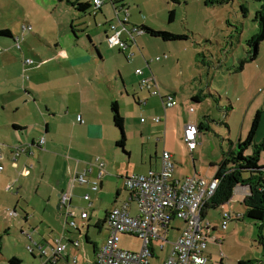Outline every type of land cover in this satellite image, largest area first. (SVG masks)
Returning a JSON list of instances; mask_svg holds the SVG:
<instances>
[{"label":"rangeland","instance_id":"obj_1","mask_svg":"<svg viewBox=\"0 0 264 264\" xmlns=\"http://www.w3.org/2000/svg\"><path fill=\"white\" fill-rule=\"evenodd\" d=\"M129 1L128 5L131 7L129 11L134 22L147 23L152 28L187 34L189 37L184 40L163 41L160 38L149 36V39L154 41L153 43H161L160 45L165 49H161L159 52V45L155 47L150 45L152 56L160 55L164 57V54L168 55L167 59L157 62L160 67L159 73L156 70L155 63H152L151 66L154 69L161 92L165 94L175 92L177 105L172 109H168V113L165 114L161 98L149 94L146 87L145 90H140L139 84H136L139 91L141 93L145 92L148 98L158 99L156 109L159 111L151 114V110L148 108L150 105L144 103V100L138 102L133 95L131 96V104L127 106V111L124 112L125 115L123 114V116L125 118V132L129 138V145L126 148L127 150L131 148L133 155L130 157L129 154L124 152V159L133 161L135 159L137 162L141 158L139 142L140 128L143 125L142 118L147 120L149 124L153 122V116L160 117V122H154L159 129L153 128L152 132L145 135L147 139H152L158 144L156 149L154 144L150 145L153 149L151 150L153 159L157 157V161L161 162L162 153L167 149L173 152L172 161L177 178L183 179L186 175L193 173L205 177L213 176L216 173L217 166L212 163H219L224 154L230 151L233 146L232 143L237 142V127L244 120L247 109L250 107L249 115H247L245 121L242 141L248 135L257 110L263 106L264 41L260 43L259 55L256 61L251 62L252 64H246L243 70H238L237 67L240 59L245 55V50L249 48V42L259 30L256 18L264 5V0H228L227 3L223 4L211 3L210 0H181L179 4L172 3L170 0ZM24 3L30 7L27 11L32 9L31 13L33 15L28 18L29 23H23L22 10L18 5V1L0 0V29L15 31V37L12 41L5 39V36H0V149L3 153H6L10 146L16 145L18 136L23 135L21 131L14 132L10 124L12 120L10 118L15 117L17 112L13 115L10 106L3 109V102L7 101L11 90L16 89L23 92V86L20 84L23 81H28L26 75L29 74L26 71L24 72L22 63L26 61V58L32 59L30 56L34 58V55L30 53L32 50L30 45H34L33 49L38 51L46 47V42L52 40L54 36L52 27L55 16L44 15L42 14L44 11L40 12L37 5H41V0H29ZM173 7L176 9L175 20L169 22V10ZM103 9L104 14L107 15V20H110L113 16V7L109 1H105ZM57 10L62 11V20L71 19V15L75 14L83 18V14H79L67 1L59 4ZM35 12L38 13L35 14ZM90 15L93 14L86 15V24L79 25L84 28L83 31H79V35L85 43L90 42L89 35L91 33L95 34V30L103 31L105 27L109 26L106 23V25L94 29L95 26L89 24ZM100 16L104 17L102 14ZM32 21H35V24ZM36 21L42 27L41 33L38 32L40 26L36 25ZM23 24L31 28L24 29ZM68 27H70V23ZM142 37L143 39L148 38L147 36ZM103 42L107 43L104 37ZM24 52L29 56L25 57ZM4 53H7L8 57L9 55H17L19 58L6 63L3 61L5 58ZM149 56L148 58H151ZM140 58L146 65L141 54ZM168 59L170 64L165 66L163 63ZM125 62L126 74H133L138 67L144 68V64L140 63L139 65L135 58L130 59V61L125 58ZM163 66L165 67L161 68ZM105 67L109 74L116 70L113 60L108 61ZM146 68H148L147 65ZM114 77L117 78V75H114ZM192 92H202V101L198 103L193 100L190 97ZM260 101H262V104H260ZM231 104L233 110L230 108ZM227 110L231 112L230 117L226 116ZM191 115L208 125L202 131L199 143L194 150L188 147L181 135V131ZM165 120L167 124L166 135H164L165 130H160L163 129ZM262 139L263 135H260L258 131L256 141L259 142ZM119 148L121 151L123 150L121 147ZM146 149L147 153L145 155L148 156V145H146ZM156 152L158 154L155 157ZM262 154L261 162L264 164V151ZM8 162V158L5 156L3 159L4 166ZM9 171V168H7L5 172L0 174V264H17V260H21V263L38 264L39 258H33L29 252L27 247L29 240L24 233H26L25 231H33L32 235L36 238L41 236L51 242L50 233L53 232L41 223L44 220L43 211L45 210L42 209L44 203L41 197L35 195L34 186L30 192L16 193L15 190H6L7 184L15 182L17 176L12 175ZM6 172L12 177L5 176ZM16 185L17 183L15 187H17ZM75 203H81V200L75 198ZM232 205L235 209L242 210V205L239 202L235 201ZM14 208L18 211V217L10 215V210ZM230 208L226 206L225 209L228 212L230 211L234 217L236 211L234 209L229 210ZM27 212L29 217L26 220L25 214ZM53 213L59 218V224L62 228L63 218L57 210V206ZM208 213L210 219L213 218L215 223L221 225L223 220L221 207L210 208ZM48 219L54 222L53 218ZM243 220L246 224L244 226L242 220V222L229 220L230 227L225 231V235L235 230L238 240L248 247L236 250L232 245L223 243L220 247L224 257L228 264H238V260L234 259L239 253L246 260L254 261V264H264L261 263L264 262V246L259 242L260 235L264 239V226L258 227L259 222L256 223L246 216ZM77 225L81 230L80 233L72 227L67 228V233L79 241L78 255L80 258L93 263L95 261L94 244H97V248H99L106 242L108 229L106 226L99 229L95 222H92L88 233L86 226H83L79 220H77ZM171 225L176 230L171 231L168 238L170 242H174L179 233L177 229L183 226V221L174 219ZM239 225L241 226L240 229ZM34 229H37L38 232L34 233ZM22 230L24 233H22ZM119 246L126 250L139 251L142 241L135 236L121 234ZM156 246L157 253L151 258V264H160L171 245L167 244L164 251L159 250V244ZM220 247L216 244H209L208 251H211L212 258H219ZM258 260L259 262H257Z\"/></svg>","mask_w":264,"mask_h":264},{"label":"crops","instance_id":"obj_2","mask_svg":"<svg viewBox=\"0 0 264 264\" xmlns=\"http://www.w3.org/2000/svg\"><path fill=\"white\" fill-rule=\"evenodd\" d=\"M15 1H18V5H20L22 10L23 23H29L28 18L32 16L33 13H31L32 9L27 11L30 7L26 6L24 3L29 0ZM65 1L69 4L68 1L72 2L73 0H41V5H37L40 12L44 11L42 14L48 16L51 15L52 17L55 16L53 18L54 23L52 27L54 33L53 39L47 41V45H45L46 47H43L38 51L33 49V47H35L34 45H30V48H32L30 53L34 55V58L32 56L30 57L34 62L28 64L25 61L22 63L24 72L26 71V73L29 74L26 75L28 81H23L20 84L23 86V92L22 90L21 92L16 89L14 91L11 90L9 92L11 94L7 97V101L5 100L3 102V109H7L9 108L8 106H10V111L13 115L17 112L15 117L10 118L12 119L10 124L12 127L18 126L19 128H13L14 130H12L14 132L21 131L23 133L22 136H18V143L14 146H10L6 153H3L2 149H0V165L4 166L3 159L5 156L9 161L4 168L0 170V174L9 168V173L14 176L17 175L15 177V182L7 184L6 190H15L16 193L25 191L30 192L31 188L34 186L35 195L41 197V200L44 203L42 209L45 210L43 211L45 221L43 220L41 223L46 225V228L53 232L52 234L50 233V242L41 236H37L36 238L32 235L33 231H25L26 233H24L22 230V233L27 235L29 240L27 245L32 246L34 254H32L33 252H29L33 258H39L38 264H42L44 257L40 255L37 246L51 247L56 244L58 239L65 243L67 247L59 256L55 264H67L68 261L75 256L78 257L80 264L89 263L88 261L81 259L78 255L80 243L76 246L74 242L77 240L67 233V228L69 226H66V220L63 217L65 208H58L64 191L72 189V198L68 203L75 213V221L77 222V220H79L83 226H86L88 233L92 222H95L99 229H101L102 226H106L108 229V213L115 206H120L130 200V194L124 185V177L132 173H148L150 170H158L161 165V162H158L156 159L158 153L156 152V158L153 159L151 152L153 149L150 145L154 144L156 149L158 146L157 142L152 141V139H147L145 136L152 132L153 128L159 129L154 123L157 122L154 120L155 117L153 116V122L149 124L147 123V120H143V118L141 120L143 122V125L140 128L141 135L139 142L141 158L136 162L135 159L134 161L131 159H124V151H121L117 146L120 132L114 126L111 106L112 103L116 101L120 113L123 116L124 112L127 111V106L131 104L130 98L133 95L134 99L138 100V102L144 100V103L150 105L148 108L151 110V114L159 111L156 109V102L158 99L154 97L148 98V95L145 92L141 93L139 89L145 90V87L141 84L143 77H149L150 75L156 77L154 69L151 66L152 63H155L156 70L159 73L160 67L157 65V62H161L168 58V55L166 54H164V57L160 55H157L156 57L152 56V50L149 48L150 45H154V47L159 45V52L161 49L165 50L164 47L160 45L161 43H153L154 41L149 39L151 37L150 35L140 33L135 36L134 41H128V48L126 51L122 52L120 49L110 47L107 43L103 42V37L104 40H106V35L109 33V26L107 28L105 27L103 31L95 30V34L91 33L89 35V39H91L89 40L90 42L85 43L79 35V31H83L84 28L79 25L86 24L87 14H93L89 17V24L94 25V29H97V27L103 26L104 24L106 25V23L109 25V22L114 19L115 15L113 5L114 0H103L104 4L99 10L94 11L90 8L86 12H79V14H83V18L75 14L71 15V19L62 20V11H58L57 8H59V4H62ZM77 1L90 3L88 0H76L75 2ZM105 1H109L110 5L113 7V16L110 20H107V15L104 14L103 7ZM125 1L127 2L125 3L127 4L129 12L127 26L129 28L142 25L151 27L150 24L147 23L134 22L129 11V8H131L130 5H128L129 0ZM180 1L181 0H179L177 4H179ZM11 13L13 12L11 11ZM36 13L38 12H35V14ZM100 14L104 17H101ZM32 23L35 24V21H32ZM69 23L70 27H68ZM36 25L40 26L37 21ZM24 26H26V24H23L22 27L24 28ZM41 28L42 27L40 26L38 30L40 33L42 32ZM73 29H75V32ZM9 30L11 31L12 36H5V39L12 41L15 37V31L11 29ZM17 36H19V34H17ZM142 36H147L148 38L143 39ZM123 38L127 39L128 35L124 34ZM95 48L98 49L99 54L96 52ZM9 51L11 50L9 49ZM23 54L26 55L25 52ZM140 54L144 58L148 68H146L144 61L141 60ZM148 55H150L149 57L151 58H148ZM3 56L5 57L3 61L6 63H10L11 60L19 58L17 55H9L8 57L7 53H4ZM27 56L29 55L27 54L25 57ZM124 57L128 61L135 58L139 65L140 63L144 64V68H137L143 70L142 76L141 74H137V69L133 74H126L124 69V63H126ZM257 58L251 62L256 61ZM27 59L29 58H26L25 60ZM111 60L115 62L116 70L112 74H109L107 73L108 70L106 69L105 64ZM251 62L247 64H252ZM163 64L169 66V59L168 61H164ZM165 66L161 68H164ZM114 75H117V78H115ZM5 79L8 80L7 77H5ZM113 82H115V84H113ZM136 84H139V89L136 87ZM148 92L150 94L149 89ZM200 93L202 94V92H192L190 97H196V95ZM162 94L164 96L168 94L174 95L175 92ZM198 99L200 100H197L196 102L199 103V101H202V98L198 97ZM260 104H262V101H260ZM162 106L164 107L165 114L168 113V109L174 108H166L164 104ZM231 110H233V106ZM249 110L250 107L244 114V120H242L241 124L237 127V142L232 143L234 146H236L243 138L245 121L247 115H249ZM259 110H262L263 113L258 131L264 138V100L263 106L259 108ZM230 113L231 112L228 113L227 117H230ZM200 121L202 120H197V117L191 115L186 124L190 122L199 124ZM166 129L167 124L165 120L163 129H160L161 131L165 130L164 135H166ZM201 133L202 131L199 132L198 141L199 138H201ZM183 134L184 127L181 131L182 137ZM42 138L45 139V143L41 146L39 142ZM128 141L129 138L127 136L126 147L129 145ZM146 145H148L149 148L148 156L145 155L147 153ZM18 146H21L24 150L16 156V159H13L14 152ZM126 147L125 149L127 150ZM127 151L131 157V155H133L132 149L128 148ZM170 153L173 156V152ZM97 156H101L107 165L99 190L93 191L89 184L74 183V185H72V177L74 174L88 168L89 164L92 163ZM9 173L6 172L5 176L12 177L9 176ZM95 173L96 168L93 169V172L88 173L87 178L92 180ZM190 175H186L185 177ZM214 176L215 174L208 178ZM16 183L17 187H15ZM86 194L90 195L89 200L85 199ZM249 194V187L238 186L234 191L232 199L221 206L222 215L224 212H228L225 208L226 206H229L231 207L229 210L234 209V211H236L234 217L230 211L228 212L231 215L230 220H235L237 222L243 221V226L246 225L243 220L246 213L244 201ZM75 198L81 200V203H75ZM235 201L242 205V210L235 209L232 205ZM56 206L63 218L62 228L59 224V218L53 213ZM14 210H16V213L13 214V216L18 217V211L16 208L10 211ZM131 210L133 214L137 213V208L133 202H131ZM209 210L210 208H205L203 214L204 221L209 222L213 227L209 230L210 237L204 254L209 258L211 264H228L220 245H223V243L229 244L236 250L248 246L238 240L236 237L237 232L235 230L232 233L225 235V231L228 230L230 224H228L229 226H227L225 230L222 229V223L220 225V223H215L213 218H209ZM85 211L88 212V217L86 219L81 217V214ZM28 217L29 213L27 212L25 214L26 220ZM48 218H53L54 222ZM240 228L241 226L239 225V229ZM73 229L79 231V233L81 232L79 228ZM35 232H38L37 229H34V233ZM210 243L216 244L220 247L219 258H212L211 251H208ZM260 244L262 243L260 242ZM97 249V244H94L95 255ZM234 260H238L239 263V261L246 259L244 256L237 253ZM257 262H259V260ZM16 263L20 264L21 260H17ZM261 263L264 262L262 261Z\"/></svg>","mask_w":264,"mask_h":264},{"label":"built area","instance_id":"obj_3","mask_svg":"<svg viewBox=\"0 0 264 264\" xmlns=\"http://www.w3.org/2000/svg\"><path fill=\"white\" fill-rule=\"evenodd\" d=\"M94 11L101 9L103 0H88ZM114 19L109 22V33L106 41L110 47H116L126 51L129 40L134 41L137 34L143 33L139 26L129 28V12L125 2L113 3ZM30 29V26H24ZM127 34L128 38H123ZM34 61L27 59L26 63ZM137 74H143V70L137 69ZM141 84L149 89L153 95L160 96L166 108L177 105L174 95H163L160 91L158 81L154 75L143 77ZM193 110L192 108L190 109ZM160 121V117H155ZM199 127L198 123L190 122L184 126L183 140L191 150L198 145ZM45 139H40L42 146ZM24 149L18 146L14 152L13 159ZM106 162L99 156L89 164V167L72 177V185L89 184L93 191L100 188L101 180L106 172ZM4 168L0 165V170ZM96 168L92 180L87 178L89 172ZM124 185L130 194V200L120 206H115L108 213L107 226L108 237L106 242L97 249L95 261L91 264H151V258L159 250L164 251L167 244L166 257L160 264H211L209 258L204 254L209 239V230L213 227L209 222L204 221V207L209 199L215 194L219 180L215 177L208 178L198 173L178 179L175 176V166L172 161V154L165 150L161 156V165L158 170H150L148 173H132L124 177ZM9 188V187H8ZM72 189L64 191L61 197L60 208H65L63 217L66 226L77 228L75 213L70 207ZM85 199L89 200L90 195L86 194ZM131 202L135 203L137 213L133 214ZM16 210L10 211L13 216ZM81 217L86 219L88 212H83ZM231 215L223 213L222 229H226ZM176 219L183 221L174 242H170L168 234L176 230L171 225ZM128 234L139 238L142 246L139 251L123 249L119 246L120 235ZM76 246L79 242H74ZM67 245L60 239L51 247L37 246L39 253L44 260L42 264H55L59 256L66 249ZM30 252L32 246L28 245ZM27 264V263H20ZM67 264H80L78 257L70 259Z\"/></svg>","mask_w":264,"mask_h":264},{"label":"trees","instance_id":"obj_4","mask_svg":"<svg viewBox=\"0 0 264 264\" xmlns=\"http://www.w3.org/2000/svg\"><path fill=\"white\" fill-rule=\"evenodd\" d=\"M173 3H178L179 0H171ZM209 1V0H208ZM207 1V2H208ZM228 0H210L211 3L223 4ZM78 12H86L92 8L91 3L85 1L71 2L68 1ZM126 2L125 0H114L113 3ZM92 10H94L92 8ZM176 10H169V22L175 20ZM259 30L255 37L249 42V48L245 50V55L240 59L238 70H243L245 65L255 60L259 54L260 43L264 41V5L257 14L256 18ZM143 33L151 37L160 38L163 41H176L188 39L187 34L174 33L166 30L155 29L146 25L139 26ZM75 32V29H73ZM0 36H12L10 30L0 29ZM96 52L99 54L98 49ZM123 52V51H122ZM203 97V93L196 95L192 99L197 101ZM201 102V101H199ZM232 108V104L230 106ZM113 123L116 129L120 132V138L117 141V146L121 147L125 153L127 144V136L125 132V121L121 115L118 103L114 101L111 106ZM230 111L227 110L228 115ZM262 110H258L253 118L248 135L244 141H239L236 146L231 147L230 151L224 154L223 159L219 163H212L217 166L215 178L219 180V186L215 194L209 199L205 208H218L230 201L234 195V191L238 186H247L250 189L249 196L245 199L246 206L245 216L250 220L259 222L257 225L261 228L264 226V164H262V152L264 151V138L257 142L258 128L260 125ZM199 132L203 131L208 125L200 121L198 124ZM13 128H19L14 126ZM204 214V213H203ZM259 241L264 246V239L260 235ZM34 254V252L32 253ZM238 264H254L252 260H241Z\"/></svg>","mask_w":264,"mask_h":264},{"label":"water","instance_id":"obj_5","mask_svg":"<svg viewBox=\"0 0 264 264\" xmlns=\"http://www.w3.org/2000/svg\"><path fill=\"white\" fill-rule=\"evenodd\" d=\"M58 208H60V204L58 205Z\"/></svg>","mask_w":264,"mask_h":264}]
</instances>
